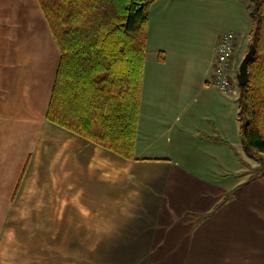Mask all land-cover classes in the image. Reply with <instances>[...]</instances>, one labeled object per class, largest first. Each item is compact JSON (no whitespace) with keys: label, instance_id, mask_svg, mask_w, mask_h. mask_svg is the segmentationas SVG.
I'll use <instances>...</instances> for the list:
<instances>
[{"label":"crops","instance_id":"0c3cea01","mask_svg":"<svg viewBox=\"0 0 264 264\" xmlns=\"http://www.w3.org/2000/svg\"><path fill=\"white\" fill-rule=\"evenodd\" d=\"M248 4L150 6L127 159L46 118L59 48L37 0H0V264H264V165L242 150L237 86L212 84Z\"/></svg>","mask_w":264,"mask_h":264},{"label":"trees","instance_id":"16d2710c","mask_svg":"<svg viewBox=\"0 0 264 264\" xmlns=\"http://www.w3.org/2000/svg\"><path fill=\"white\" fill-rule=\"evenodd\" d=\"M37 1L60 51L46 118L131 159L156 0ZM248 11L252 56L247 83L238 84L239 134L244 154L264 165V0H249Z\"/></svg>","mask_w":264,"mask_h":264},{"label":"built area","instance_id":"2783aa9c","mask_svg":"<svg viewBox=\"0 0 264 264\" xmlns=\"http://www.w3.org/2000/svg\"><path fill=\"white\" fill-rule=\"evenodd\" d=\"M235 36L232 32L223 33L215 48L212 84L224 96L233 91L236 82V72L233 69Z\"/></svg>","mask_w":264,"mask_h":264},{"label":"rangeland","instance_id":"374dc122","mask_svg":"<svg viewBox=\"0 0 264 264\" xmlns=\"http://www.w3.org/2000/svg\"><path fill=\"white\" fill-rule=\"evenodd\" d=\"M247 1H249V0H247ZM233 33V32H232ZM235 34V33H234ZM236 35V34H235ZM235 40H236V42H235V53H234V64H233V69H234V71L237 73L238 72V68H239V64H240V62H241V60H242V58H243V56L245 55V53L247 52V50H248V44H249V36H248V39H247V41H245L244 42V44H243V46L241 47V45H240V42H239V40L237 39V36H235ZM236 78V77H235ZM234 86H237V88H238V83H237V81L234 83ZM233 89H234V87H233ZM232 93V92H231ZM230 93V94H231ZM198 97H197V101L195 102V103H197L198 102ZM195 103H193V104H195ZM263 157V156H262ZM259 162H258V160H256V159H254L253 160V167L251 168V170H250V172H252V174H253V176L254 175H256L259 171ZM195 167H197V166H195ZM214 167L215 168H217V166L216 165H214ZM224 167H229V166H220V168H224ZM226 169V168H225ZM227 169H229V168H227ZM261 171V170H260ZM216 177V176H215Z\"/></svg>","mask_w":264,"mask_h":264},{"label":"water","instance_id":"95a60500","mask_svg":"<svg viewBox=\"0 0 264 264\" xmlns=\"http://www.w3.org/2000/svg\"><path fill=\"white\" fill-rule=\"evenodd\" d=\"M252 56L251 50L248 51L242 58L238 72L236 74V81L239 85H245L247 83L248 74H247V65Z\"/></svg>","mask_w":264,"mask_h":264}]
</instances>
